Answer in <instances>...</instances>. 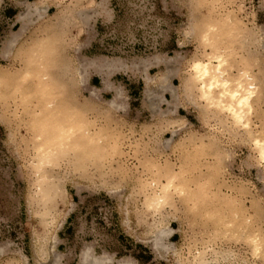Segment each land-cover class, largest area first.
I'll use <instances>...</instances> for the list:
<instances>
[{
  "label": "rangeland",
  "instance_id": "obj_1",
  "mask_svg": "<svg viewBox=\"0 0 264 264\" xmlns=\"http://www.w3.org/2000/svg\"><path fill=\"white\" fill-rule=\"evenodd\" d=\"M216 53L259 84L246 127L185 89ZM0 75V264H264V0H0Z\"/></svg>",
  "mask_w": 264,
  "mask_h": 264
},
{
  "label": "bare ground",
  "instance_id": "obj_2",
  "mask_svg": "<svg viewBox=\"0 0 264 264\" xmlns=\"http://www.w3.org/2000/svg\"><path fill=\"white\" fill-rule=\"evenodd\" d=\"M28 7H29V9H31V6H28ZM37 13L41 14L39 10H37ZM30 15H31V11L29 10L28 15L24 16V17L23 16L20 17L19 20L21 22H24V21H26L27 18H29ZM25 17H27V18H25ZM85 17H87V16H85ZM211 28H212L211 30L215 29L212 26H211ZM247 37H248V35H247ZM12 43L10 44V46L12 45ZM53 46H54V43L40 47V48H34L35 50L33 51V55L35 56V59H34V61L30 60V62H28L26 70H24L23 73L20 75L19 79L22 82H26V81L30 80L31 78L35 79L34 78L35 71L33 69L34 67L32 68V65L35 64L36 60H37V62H41L42 59L43 60L45 59V58L41 57L42 56L41 52H46V53L49 52L50 54L53 55L55 52ZM225 55H227V54H225ZM225 55L222 53H218V54L216 53L215 56L213 57L214 61L213 60H211V61H195L191 66L192 67V74H191L192 76H190L191 83L188 85L185 84L186 85L185 89L190 94H193L194 91L196 89H198L199 98L208 107H212V108L217 109L220 112L227 113L231 117V119L233 120V123L235 126L246 127L249 124L248 115L252 112L253 101H254V99H256V95H257V92H259L260 87L258 86L259 84L252 81L251 75L248 73L247 69L243 70V71L240 70L241 71L240 74H238L234 78H233V76L228 74L227 73V71H228L227 64H229V63H228ZM211 58H212V56H211ZM196 65H207L209 72H210V78H205V77L201 76L200 72L198 70H196ZM252 77H254V76H252ZM5 78H6V76L3 77V75L2 76L0 75V84L2 82L4 84ZM167 78H168V76L166 75L164 80H166ZM15 80L17 81L18 79L16 78ZM8 81H6V82H8ZM212 81H214L220 87H218V88L213 87ZM41 83H42V86L44 85L42 87V89L43 88L45 89V86L47 87L46 91L44 92L45 97L46 96L47 97L55 96V92L53 93V90H54V88L58 87V81H57L56 77H53L50 79V78L44 76L43 81ZM224 85H227V88H225ZM222 93H223V95H222ZM231 93H238L239 97H237L234 100V99H232V97L230 95ZM147 97H149V96H147ZM241 99H244V107L243 108L240 107V100ZM114 104L115 103L113 102V105ZM44 107L45 108L43 110V117H51V116L56 115L52 112L55 108V103L53 101L48 102L46 104V106L44 104ZM56 113H58V112H56ZM68 120H69V118H68ZM71 123H73V121H71ZM73 124L75 125V123H73ZM73 124H71L70 126L73 127ZM79 124L83 125L82 119H80ZM79 124H76V125H79ZM85 133H86V131H85ZM74 134H76V132L74 130H72L71 128L63 130V132H61L60 136H58L59 138L57 141H60L59 145L62 146L63 143L70 140ZM53 141H55V140H52V142ZM256 146L259 148L260 160H262L264 162V142L262 140H256ZM55 147H56V144H53V145L41 150V152L38 155V159H39L37 162L38 169L52 165V162L55 158L61 157L60 155L58 156V147H56V148ZM179 189H180L179 191L182 190L181 187ZM169 190H170L169 187L166 186V187H163V190L160 193H155L153 196H151L148 199V204H147L148 208L159 209L158 207H160L162 204L167 202ZM180 193H182V192H180ZM44 198L50 199V196L44 195ZM153 212H154V210H153ZM239 226H240V224H239ZM160 236H161V234L159 236H156V239H154L155 240L154 246L156 248H159L161 246H163V247L166 246V245L162 244ZM256 242H258V240ZM259 246H257V247H259ZM256 250H258V249H256ZM103 261H105V260L91 256L88 253L82 257V263H84V264H89V263L102 264Z\"/></svg>",
  "mask_w": 264,
  "mask_h": 264
},
{
  "label": "snow or ice",
  "instance_id": "obj_3",
  "mask_svg": "<svg viewBox=\"0 0 264 264\" xmlns=\"http://www.w3.org/2000/svg\"><path fill=\"white\" fill-rule=\"evenodd\" d=\"M196 70H198L201 74V76L205 77V78H210V72L209 69L207 67V65H196ZM212 86L213 87H220L218 84H216L214 81H212ZM225 88H227V85H224ZM223 95V93H222ZM232 99H236L237 97H239L238 93H231L230 94ZM240 107L243 108L244 107V99L240 100Z\"/></svg>",
  "mask_w": 264,
  "mask_h": 264
},
{
  "label": "clouds",
  "instance_id": "obj_4",
  "mask_svg": "<svg viewBox=\"0 0 264 264\" xmlns=\"http://www.w3.org/2000/svg\"><path fill=\"white\" fill-rule=\"evenodd\" d=\"M56 39L58 38L48 36L36 38L32 43V48H40L46 45H50L54 43Z\"/></svg>",
  "mask_w": 264,
  "mask_h": 264
},
{
  "label": "crops",
  "instance_id": "obj_5",
  "mask_svg": "<svg viewBox=\"0 0 264 264\" xmlns=\"http://www.w3.org/2000/svg\"><path fill=\"white\" fill-rule=\"evenodd\" d=\"M87 253H88V252H84L83 255H82V257H83L84 255H86ZM88 254H89V253H88ZM89 255H90V254H89ZM96 258H97V257H96Z\"/></svg>",
  "mask_w": 264,
  "mask_h": 264
}]
</instances>
